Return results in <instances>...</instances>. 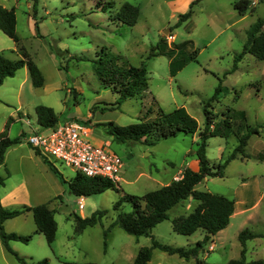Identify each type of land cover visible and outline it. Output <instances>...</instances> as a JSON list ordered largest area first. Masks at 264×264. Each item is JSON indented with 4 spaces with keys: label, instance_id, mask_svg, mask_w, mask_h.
Segmentation results:
<instances>
[{
    "label": "rangeland",
    "instance_id": "rangeland-1",
    "mask_svg": "<svg viewBox=\"0 0 264 264\" xmlns=\"http://www.w3.org/2000/svg\"><path fill=\"white\" fill-rule=\"evenodd\" d=\"M234 1L0 0L2 6H14L19 45L44 77L43 85L34 87L27 68L23 67L0 82V133L5 130L10 138L23 133L20 141L5 152L4 163H0V192L21 184L25 188L24 199L31 204L47 203L57 225L52 244L46 242L42 233L31 232L28 242L14 241L19 249L14 251L28 262L47 258L48 264L63 261L129 264L140 247L151 244L152 236L172 247L194 246L205 232L197 229L190 235L180 234L173 230L171 222L173 217L194 208L197 201L192 197L173 206L169 218L151 229V236H135L111 223L118 213L133 208L129 200L113 207L124 193L142 195L178 178L184 168L197 167L198 131L193 134L179 131L149 145L142 140L116 142L99 122L112 120L118 125L137 122L154 97L166 111L185 107L202 129L203 104L218 85L222 88L219 100L210 101L208 106L215 121L229 119L232 114L234 130L241 122L237 112L243 111L244 122L258 128L257 133L249 135L245 156L238 154L231 159L223 176L205 177L195 186L234 199L233 216L225 228L210 235L196 255L180 256L154 248L147 264H226L240 256V230L264 232V59L246 52L235 60L246 42L248 27L257 19H264V0H249L243 14L234 9ZM126 2L139 6L133 25L115 17ZM190 6L191 15L179 21V14ZM0 34L12 42L1 31ZM3 40L0 39V45ZM101 48L128 64L145 61L148 90L142 96L123 99L117 105L118 93L97 80L92 61L76 58L77 55L96 58ZM169 49L173 50L171 56L165 53ZM3 53L9 58L22 57L18 47L4 49ZM193 55L195 58L188 60ZM171 60L177 67L186 63L172 74ZM37 104L52 107L58 121L76 122L85 131L83 137L104 145L121 158L118 190L109 188L83 195V208L79 209V197L69 191L60 177V174L66 180L73 177L76 173L73 167L48 156L58 171L51 169L57 181L48 180L32 159L35 149L26 140L30 134L48 132L36 121ZM115 105L116 108H108ZM219 130L226 137L209 136L206 144V156L214 165L222 163L238 143L237 134L228 130L227 125L222 124ZM97 209L105 211L100 221L77 232L74 216H90ZM245 245L247 260L264 259V236L247 239ZM4 254L2 257L0 253V264H17L13 255Z\"/></svg>",
    "mask_w": 264,
    "mask_h": 264
},
{
    "label": "trees",
    "instance_id": "trees-1",
    "mask_svg": "<svg viewBox=\"0 0 264 264\" xmlns=\"http://www.w3.org/2000/svg\"><path fill=\"white\" fill-rule=\"evenodd\" d=\"M248 5L249 0H235L233 2L234 9L240 14L245 12ZM191 12L192 9L190 6L187 11L179 14V21L187 19L191 15ZM138 15L139 6L128 2L123 3L115 13V17L118 20L128 25L135 24ZM263 24L264 19L259 18L248 27L246 42L242 51L236 55V61L242 58L246 52L252 53L257 59H264ZM15 27L16 15L14 6L5 7L0 5V30L13 39L22 54V57L19 58H9L0 52V82L5 77L13 76L18 69L26 66L32 85L34 87L42 86L44 83L42 72L28 55L24 47L19 45V37ZM171 52L173 50L169 49L165 53L171 56ZM76 58L92 61L93 72L97 80L103 86L109 87L112 91L118 93L117 105L123 99L142 96L148 90L145 61H142L139 65L128 64L127 62L121 61L117 56L108 55L104 51V48L96 52V58H90L87 55H77ZM194 58L193 55L188 60ZM173 61L171 60L170 62L172 74L178 70L177 68H180L186 63L184 61L180 67H177ZM221 90V86L218 85L210 98L203 104L204 125L202 129H199L197 120L187 112L185 107L179 106L170 111H166L159 106L154 97L152 98L151 105L147 107L145 114L137 122L127 125H118L112 120L99 122L104 132L116 142L142 140L146 144L153 145L159 138L175 136L179 131L191 134L198 131V140L195 149L197 167L184 168L178 178L172 179L169 183L158 188L148 190L142 195L124 193L115 201L113 207L117 208L123 200H129L133 208L130 211L118 213L111 225L117 224L127 233L135 236H151V229L158 222L169 218V210L173 206L192 197L197 201V204L189 213L173 217L171 219L172 228L175 232L184 235H190L197 229H202L205 232L203 238L197 240L194 246L185 248L172 247L160 243L152 236L151 244L140 247L130 264H147L151 256V251L154 248H159L168 253H178L180 256H194L197 254L198 249L208 240L210 235H214L229 224L231 215L234 212V199L210 191L199 190L195 186L205 177L223 176L224 168L231 159L237 157L238 154L245 156L244 147L247 144L249 135L253 132L257 133L258 128L251 127L244 122L245 114L243 111L237 112L241 122L234 130L231 124L233 119L232 114L229 116V119L224 118L220 122L215 121V114L208 109V106L210 101L219 100ZM117 105L108 108H116ZM153 105L155 106L154 108H152ZM34 110L36 113V121L42 127H53L59 122L58 115L50 106L37 104ZM222 124L227 125L228 130L237 134L238 143L222 163L214 165L210 163L206 156L207 138L218 134L226 137L227 134H223L219 130ZM20 136L10 138L5 130L0 133V163L4 161V154L7 148L18 143L21 139ZM35 153L41 155L38 150H35ZM41 156L45 163L58 173L51 161L46 156ZM60 177L67 183L69 191L78 197L101 193L109 188L118 190L116 182L101 176H86L76 171L75 175L69 180L64 179L61 174ZM0 183H2L1 178ZM26 211L32 212L36 226L35 232L42 233L46 242L49 245L52 244L55 239L57 225L53 210L45 202L33 206L22 205L17 208H6L0 205V240L5 249L15 257L18 264H48L47 258L37 262H28L9 246V240L28 242L32 237V233L18 234L16 232H7L3 226L6 219L15 217ZM104 212V210L97 209L90 216L81 217L80 215H75L76 231L80 232L88 225L93 226L97 224ZM258 236H264V232L255 233L248 228L240 230L238 233V239L241 243L240 256L230 259L226 264H264L263 258L247 260L245 257L246 240ZM62 264L78 263L63 261Z\"/></svg>",
    "mask_w": 264,
    "mask_h": 264
},
{
    "label": "built area",
    "instance_id": "built-area-1",
    "mask_svg": "<svg viewBox=\"0 0 264 264\" xmlns=\"http://www.w3.org/2000/svg\"><path fill=\"white\" fill-rule=\"evenodd\" d=\"M84 129L74 121H59L48 132H37L26 137L35 150L46 157L61 160L86 176H101L114 182L120 179L121 158L104 145L95 144L85 137ZM78 208H83L79 197Z\"/></svg>",
    "mask_w": 264,
    "mask_h": 264
},
{
    "label": "crops",
    "instance_id": "crops-1",
    "mask_svg": "<svg viewBox=\"0 0 264 264\" xmlns=\"http://www.w3.org/2000/svg\"><path fill=\"white\" fill-rule=\"evenodd\" d=\"M3 34L6 35L5 33H3ZM0 35H2V34H0ZM7 37H9V36H7ZM0 39L3 40L4 38L2 36H0ZM10 39H12V38H10ZM1 44L2 45H0V52H2V53H3L4 49L13 50V49L17 48V45L13 41V39H12V42L4 39L3 42H1ZM23 67H26V66H23ZM95 140H96V138H95ZM98 141H101V140L99 139ZM11 146H9L8 148H10ZM8 148H7V150H8ZM32 159H34L35 162L39 165V168L41 169L43 174H45V176L48 178V180H50L52 182L53 181L52 179L55 178L54 181L55 180L57 181V176H55V173L51 170L49 165H47V163H45V161L41 155H38L35 152L34 153L32 152ZM3 163H4V161H3ZM192 168H194V167H192ZM24 196H25V188L21 184H19V185L17 184L15 186L13 185L8 190L0 192V204L5 206V207H9V208H17V207H20L22 205H27V206L35 205V204H31L28 200H25ZM234 209H235V205H234ZM231 216H233V214ZM12 219H14V220H12ZM18 219H20V220H18ZM3 226L7 232H16L18 234H26V233L29 234L31 232H35V228H36L31 211H26L24 213H21L20 215L15 216V217H11V218L6 219L3 223ZM25 230H29V231H25ZM14 241H19V240H9V246L12 249H15L18 251L19 249L17 246H15ZM0 253H1V256L3 255L2 257L5 256L4 253H9L5 249L1 240H0ZM9 254L12 255L11 253H9ZM21 254L28 256V253H21ZM135 255L132 258H134ZM132 260H131V262H132ZM17 264H18V262H17Z\"/></svg>",
    "mask_w": 264,
    "mask_h": 264
}]
</instances>
